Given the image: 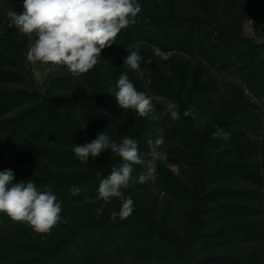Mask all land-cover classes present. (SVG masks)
I'll use <instances>...</instances> for the list:
<instances>
[{"label": "trees", "instance_id": "obj_1", "mask_svg": "<svg viewBox=\"0 0 264 264\" xmlns=\"http://www.w3.org/2000/svg\"><path fill=\"white\" fill-rule=\"evenodd\" d=\"M4 2L0 117L18 111L0 120V171L13 170L14 183L49 188L62 203L63 220L50 234H38L0 213V264H264V248L242 246L264 240L263 221L255 217L260 205L264 212V192L259 195L264 155L260 166L256 145L239 129L252 125L250 110L256 105L242 87L230 85L232 95L217 101L205 121L211 101L203 92L209 86L198 84L195 76L199 72L203 77V64H209L240 74L253 94L264 93V41L256 43L241 30L244 20H264V0H138L142 11L137 22L103 50L95 69L74 83L68 76L57 81L56 88L68 90L72 99L58 109L56 99L48 97L28 110L19 108L29 93L1 85L24 82L20 71L27 68L28 44L7 16L9 10L23 11L22 0ZM136 43L143 57L137 74L114 56ZM154 47L178 55L170 62V74L155 59ZM149 58L152 63H145ZM123 72L138 91L170 98L179 106L180 118L165 115L158 126L151 114L140 117L119 108L113 94ZM189 108L195 120L184 116ZM162 124L165 136L174 141L166 162L177 164L180 175L161 162L155 179L141 183L145 165H133L131 186L124 190L134 201L133 214L113 221L111 211L121 207L116 198L98 213L103 204L99 183L121 161L106 150L85 164L77 160L74 146L105 133L118 143L128 137L138 141L140 155L148 161L147 141L158 138ZM217 127L230 134L227 140L212 138ZM73 185L81 189L78 195L72 194Z\"/></svg>", "mask_w": 264, "mask_h": 264}, {"label": "clouds", "instance_id": "obj_2", "mask_svg": "<svg viewBox=\"0 0 264 264\" xmlns=\"http://www.w3.org/2000/svg\"><path fill=\"white\" fill-rule=\"evenodd\" d=\"M22 8L20 13L9 10L7 16L11 26L29 40L27 61L46 66L49 71L65 67L73 76H83L94 70L103 50L112 46L122 30L134 25L142 11L138 0H22ZM130 49H127L129 55L123 65L139 73L143 60L140 44H133ZM145 63L151 64L152 60L149 58ZM145 84H150V81H145ZM113 95L119 108L132 110L140 117L151 114V119L159 120L170 114L173 120L180 118L179 106L175 103L168 104L165 111L157 115L152 97L138 91L127 72L119 75ZM184 116H192L195 120L194 109L185 110ZM229 136L228 132L217 127L212 138L227 140ZM147 143L151 149L148 161L141 157L138 141L128 137L118 143L110 140L105 133L91 142L74 146L72 150L77 160L85 164L89 157L96 158L106 150L121 161L99 183L98 199L103 204L97 209L98 213H102L104 205L116 198L121 207L118 211H111L113 221L117 217L123 220L133 214L134 201L124 191L131 186L133 165H145L146 170L139 175L138 182L155 179L157 161L162 158L157 149L164 144V138L149 139ZM13 181V170L0 171V213L15 223L25 224L38 234H50L63 220L61 201L49 188L41 191L31 181ZM70 190L73 195L81 191L76 185Z\"/></svg>", "mask_w": 264, "mask_h": 264}, {"label": "rangeland", "instance_id": "obj_3", "mask_svg": "<svg viewBox=\"0 0 264 264\" xmlns=\"http://www.w3.org/2000/svg\"><path fill=\"white\" fill-rule=\"evenodd\" d=\"M5 2L4 0H0V10L3 12L5 9ZM5 12V11H4ZM2 24H0V32L2 33ZM242 33L244 34V37L249 38L250 40H253L256 43H260L264 41V20L262 22H254L251 19L244 20L241 27ZM21 41L20 39H18ZM20 43V42H19ZM16 43V44H19ZM27 46L25 48V55L27 54V50L29 47V40L27 42ZM128 49V48H127ZM126 49L125 53L119 55L114 54L115 57H117L118 60L123 61L124 59L129 55L128 50ZM130 49V48H129ZM131 50V49H130ZM154 50V56L157 61H159L160 65L162 66L163 70L167 73H171L170 69V62L176 60L174 58H177L176 53L173 51L168 52H162L158 48H153ZM11 58V57H9ZM184 60L190 61L192 65H196L195 60H191L187 57H180ZM13 59V58H11ZM27 58H25V61ZM107 63L109 59H104ZM27 65L26 71H20L23 74L24 82L20 85H13L10 83H7L2 87H6L8 90H20L29 93V96L27 98H24V100L20 101V108L22 110H28L31 107H34L35 105L44 104L48 102L49 98H55L59 108L62 107L68 100H71V95L68 90H61L59 89V86L56 88V83L59 79L65 78L66 76L69 77L71 80V83H74L75 81L81 80V76H73L65 67H57L53 70L49 71L46 66H42L40 64H33L30 62H25ZM204 70L201 77V74L198 72L196 73V80L197 83H206V86H209V90L204 91L203 94L207 99L211 101L210 108L208 106V111L205 113L203 120L206 121L210 109H214L217 106V101H219L222 98L227 99L229 96L232 95L231 87L230 85H234L236 87H242L246 96L249 98V101L256 105V109H251L250 113L253 114V120L252 125H244V128H239L240 130L244 129L245 131V138L247 141H249L252 145H256L258 155V163L260 166H262V155H264V93L260 94H253L250 90H248L246 84L243 82L242 78L240 77V74H233L232 71H222L214 68L213 66L209 64H203ZM4 70H9V66H2L1 67ZM10 71L15 72L16 70L11 69ZM138 73V72H134ZM140 73V72H139ZM140 75V74H139ZM206 79V81H204ZM83 80V79H82ZM152 97L154 109H166L167 105L170 103H173L172 100L165 96H159V95H149ZM30 101V102H29ZM18 110H12L11 112H7L4 114L1 119H4L6 117H12L15 112ZM249 123V122H248ZM156 124L159 126L161 125L160 120H156ZM247 128V129H246ZM238 129V131H240ZM158 137L163 136L164 138V144L160 146L157 150L162 153V158L157 161L158 163H166L168 161L166 159L168 149L171 147L173 140H170L165 136V127L162 124V127H157ZM216 142V141H215ZM214 142V143H215ZM247 149L249 148V143ZM6 156L8 154L6 153ZM151 157L149 156L148 160H150ZM169 170L174 175H180L181 171L177 164L172 163L169 161V164H167ZM232 180L233 177H230ZM228 181V180H227ZM239 185L242 184V180L236 181ZM226 183V182H223ZM264 192V186L259 189V195ZM163 195V194H161ZM263 206L260 205L259 214L255 217H258L263 221V232H264V212L262 209ZM256 220V218H254ZM242 246H247L248 248H264V240L263 241H257V242H251L247 243L243 242Z\"/></svg>", "mask_w": 264, "mask_h": 264}]
</instances>
